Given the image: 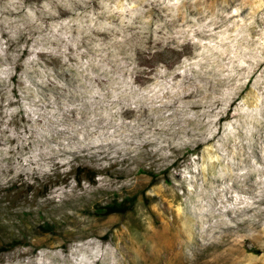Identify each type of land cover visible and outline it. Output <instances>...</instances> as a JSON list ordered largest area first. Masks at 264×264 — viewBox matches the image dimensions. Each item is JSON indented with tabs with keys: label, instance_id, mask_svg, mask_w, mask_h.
I'll use <instances>...</instances> for the list:
<instances>
[{
	"label": "rangeland",
	"instance_id": "374dc122",
	"mask_svg": "<svg viewBox=\"0 0 264 264\" xmlns=\"http://www.w3.org/2000/svg\"><path fill=\"white\" fill-rule=\"evenodd\" d=\"M37 206L0 264H264V0H0L2 222Z\"/></svg>",
	"mask_w": 264,
	"mask_h": 264
},
{
	"label": "trees",
	"instance_id": "16d2710c",
	"mask_svg": "<svg viewBox=\"0 0 264 264\" xmlns=\"http://www.w3.org/2000/svg\"><path fill=\"white\" fill-rule=\"evenodd\" d=\"M101 174L98 170L88 167H77L68 176L73 179L78 186L83 183L96 185V178ZM59 180L54 183H60ZM49 186L51 182H48ZM48 185L44 184L40 190L36 192L35 199L44 197L48 192ZM137 194H122V196H111L108 201L101 206L99 203L94 204L95 211H99L102 216L123 215L128 208L134 203ZM37 202V200H35ZM33 206V205H32ZM32 206L29 207L32 208ZM37 206V212L26 210L19 214H13L10 208L5 210V219L2 222L0 214V237L5 239L4 244L0 247V253L14 250L18 247H32L31 241L38 236L62 237L61 230L67 225L62 219L66 217L59 210H51L45 206ZM54 213V214H53ZM57 214V215H55Z\"/></svg>",
	"mask_w": 264,
	"mask_h": 264
}]
</instances>
